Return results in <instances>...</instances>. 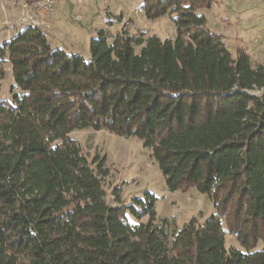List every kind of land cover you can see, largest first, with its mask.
I'll list each match as a JSON object with an SVG mask.
<instances>
[{
	"label": "trees",
	"instance_id": "16d2710c",
	"mask_svg": "<svg viewBox=\"0 0 264 264\" xmlns=\"http://www.w3.org/2000/svg\"><path fill=\"white\" fill-rule=\"evenodd\" d=\"M215 1L140 0L147 19L174 14L176 37L100 28L89 59L37 24L0 45L18 89L0 96V264H264V94L250 93L264 65L205 28L197 9ZM82 128L141 139L168 190L195 187L216 212L170 234L149 193L108 205L104 160L69 135Z\"/></svg>",
	"mask_w": 264,
	"mask_h": 264
},
{
	"label": "rangeland",
	"instance_id": "374dc122",
	"mask_svg": "<svg viewBox=\"0 0 264 264\" xmlns=\"http://www.w3.org/2000/svg\"><path fill=\"white\" fill-rule=\"evenodd\" d=\"M34 0H0V45L27 24H37L48 36L52 47L80 53L90 57L89 42L103 28L111 42L121 30L130 34L156 35L160 40L174 39L177 35L174 14L147 19L140 9V0H53L49 11L44 12ZM206 18L205 28L223 35L224 43L234 57L237 49H243L252 66L264 65V0H216L209 8L197 9ZM136 46V51L140 50ZM0 79V96L11 99L15 87L9 64H3ZM250 93L264 94V88ZM75 138L89 159H103L106 173L102 175L105 202L110 205H134V199H146L153 195L157 222L165 218L166 230L181 228L191 218L205 221L215 213L214 203L195 187L182 192L166 188L151 150L135 137H121L106 129L82 128L69 133ZM118 196V200H116ZM131 222L148 221L149 215L136 219L127 212ZM226 249L243 250L233 233L226 232ZM259 242L257 247H262Z\"/></svg>",
	"mask_w": 264,
	"mask_h": 264
},
{
	"label": "built area",
	"instance_id": "2783aa9c",
	"mask_svg": "<svg viewBox=\"0 0 264 264\" xmlns=\"http://www.w3.org/2000/svg\"><path fill=\"white\" fill-rule=\"evenodd\" d=\"M27 1V0H26ZM32 3H37L44 12H47L49 11L52 3H53V0H34V2Z\"/></svg>",
	"mask_w": 264,
	"mask_h": 264
}]
</instances>
